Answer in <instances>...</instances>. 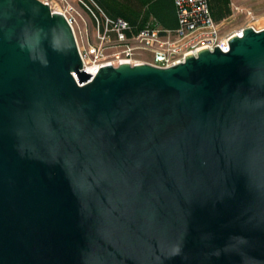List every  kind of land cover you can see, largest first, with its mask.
<instances>
[{"label": "water", "instance_id": "water-1", "mask_svg": "<svg viewBox=\"0 0 264 264\" xmlns=\"http://www.w3.org/2000/svg\"><path fill=\"white\" fill-rule=\"evenodd\" d=\"M84 68L41 0H0V264H264V28Z\"/></svg>", "mask_w": 264, "mask_h": 264}, {"label": "built area", "instance_id": "built-area-1", "mask_svg": "<svg viewBox=\"0 0 264 264\" xmlns=\"http://www.w3.org/2000/svg\"><path fill=\"white\" fill-rule=\"evenodd\" d=\"M52 11L61 12L72 26L84 68L96 74L101 66L150 63L168 67L197 55L202 48L213 50L219 45L230 49L229 40L243 35L246 27L264 28L253 9L244 0H229L232 14L219 22L213 15L210 0H173L177 25L163 26L151 18L145 24H134L122 16H112L97 0H41ZM244 16L240 26L232 23Z\"/></svg>", "mask_w": 264, "mask_h": 264}, {"label": "trees", "instance_id": "trees-1", "mask_svg": "<svg viewBox=\"0 0 264 264\" xmlns=\"http://www.w3.org/2000/svg\"><path fill=\"white\" fill-rule=\"evenodd\" d=\"M210 3L215 18L220 19L229 11V0H210ZM151 15L163 26L177 25L173 0H133V18L122 17L134 24L143 25L152 18Z\"/></svg>", "mask_w": 264, "mask_h": 264}, {"label": "crops", "instance_id": "crops-1", "mask_svg": "<svg viewBox=\"0 0 264 264\" xmlns=\"http://www.w3.org/2000/svg\"><path fill=\"white\" fill-rule=\"evenodd\" d=\"M97 2L112 16L133 18V0H97Z\"/></svg>", "mask_w": 264, "mask_h": 264}, {"label": "rangeland", "instance_id": "rangeland-1", "mask_svg": "<svg viewBox=\"0 0 264 264\" xmlns=\"http://www.w3.org/2000/svg\"><path fill=\"white\" fill-rule=\"evenodd\" d=\"M243 3L249 8L253 9V11L257 16L258 23L260 25H264V0H244ZM228 9L229 11L225 16H223L220 19L216 18V20L222 22L224 21L225 18L230 16L232 14V9L230 5H228ZM153 16L154 15H151L152 18H154ZM243 17L244 16L238 15L237 20H234L232 23L233 27L240 26L243 23V19H244Z\"/></svg>", "mask_w": 264, "mask_h": 264}]
</instances>
